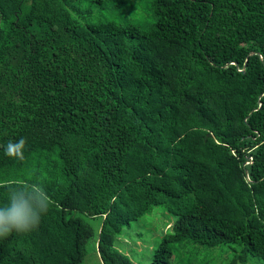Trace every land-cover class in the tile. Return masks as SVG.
Returning <instances> with one entry per match:
<instances>
[{
  "label": "trees",
  "instance_id": "trees-1",
  "mask_svg": "<svg viewBox=\"0 0 264 264\" xmlns=\"http://www.w3.org/2000/svg\"><path fill=\"white\" fill-rule=\"evenodd\" d=\"M102 1L0 0V202L20 177L52 200L0 236V264H83L90 239L103 264H136L118 235L153 205L174 221L149 264L233 243L226 264L264 262V0H149L146 27L81 23Z\"/></svg>",
  "mask_w": 264,
  "mask_h": 264
},
{
  "label": "rangeland",
  "instance_id": "rangeland-1",
  "mask_svg": "<svg viewBox=\"0 0 264 264\" xmlns=\"http://www.w3.org/2000/svg\"><path fill=\"white\" fill-rule=\"evenodd\" d=\"M88 6L93 14L85 20L80 19L83 24L97 19H115L146 27L153 18L149 0H103L101 3L92 2ZM82 217L95 229L99 226V218ZM173 221L174 215L164 206L153 205L138 220L123 227L118 235L117 246L136 264H149L153 247L160 240L163 232L171 230ZM238 249L239 245L235 243L220 244L216 247L189 244L186 251L184 248L181 249L175 257L188 255L193 258L195 264H226ZM83 264H103L93 239L88 240L85 245ZM243 264H264V262L259 256L248 255L247 262Z\"/></svg>",
  "mask_w": 264,
  "mask_h": 264
},
{
  "label": "clouds",
  "instance_id": "clouds-1",
  "mask_svg": "<svg viewBox=\"0 0 264 264\" xmlns=\"http://www.w3.org/2000/svg\"><path fill=\"white\" fill-rule=\"evenodd\" d=\"M25 147L26 140L21 137L9 140L4 146V152L10 157L23 159ZM5 183L8 188L4 201L0 202V236L13 231H31L39 225L52 204L44 181L38 177H20L9 179Z\"/></svg>",
  "mask_w": 264,
  "mask_h": 264
}]
</instances>
